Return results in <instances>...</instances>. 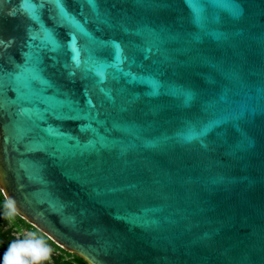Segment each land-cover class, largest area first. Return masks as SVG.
Here are the masks:
<instances>
[{
    "label": "water",
    "instance_id": "obj_1",
    "mask_svg": "<svg viewBox=\"0 0 264 264\" xmlns=\"http://www.w3.org/2000/svg\"><path fill=\"white\" fill-rule=\"evenodd\" d=\"M0 189L88 264H264V0H0Z\"/></svg>",
    "mask_w": 264,
    "mask_h": 264
},
{
    "label": "flooded vegetation",
    "instance_id": "obj_2",
    "mask_svg": "<svg viewBox=\"0 0 264 264\" xmlns=\"http://www.w3.org/2000/svg\"><path fill=\"white\" fill-rule=\"evenodd\" d=\"M0 255L9 256L18 264H88L18 216L10 208L1 189Z\"/></svg>",
    "mask_w": 264,
    "mask_h": 264
},
{
    "label": "snow or ice",
    "instance_id": "obj_3",
    "mask_svg": "<svg viewBox=\"0 0 264 264\" xmlns=\"http://www.w3.org/2000/svg\"><path fill=\"white\" fill-rule=\"evenodd\" d=\"M5 255H7V253Z\"/></svg>",
    "mask_w": 264,
    "mask_h": 264
},
{
    "label": "rangeland",
    "instance_id": "obj_4",
    "mask_svg": "<svg viewBox=\"0 0 264 264\" xmlns=\"http://www.w3.org/2000/svg\"><path fill=\"white\" fill-rule=\"evenodd\" d=\"M12 218V217H11Z\"/></svg>",
    "mask_w": 264,
    "mask_h": 264
}]
</instances>
